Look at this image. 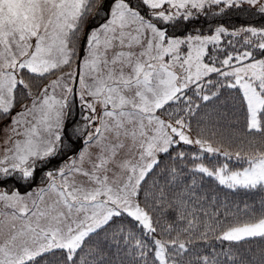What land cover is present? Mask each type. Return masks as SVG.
Segmentation results:
<instances>
[{
	"label": "snow or ice",
	"instance_id": "obj_1",
	"mask_svg": "<svg viewBox=\"0 0 264 264\" xmlns=\"http://www.w3.org/2000/svg\"><path fill=\"white\" fill-rule=\"evenodd\" d=\"M231 9L264 18V0H0V264H264V26L167 34ZM221 89H237L243 129L225 108L194 136L201 104L227 105ZM225 134L247 152L213 143ZM241 192L258 206L229 200Z\"/></svg>",
	"mask_w": 264,
	"mask_h": 264
},
{
	"label": "trees",
	"instance_id": "obj_2",
	"mask_svg": "<svg viewBox=\"0 0 264 264\" xmlns=\"http://www.w3.org/2000/svg\"><path fill=\"white\" fill-rule=\"evenodd\" d=\"M136 0H132V3L135 4ZM141 14L146 15L147 10L145 8H141ZM254 10L249 11H241L240 9H231L228 10L227 14L222 16H212L209 14L208 16H200L198 19L192 20L190 22H186L184 24L177 25L176 27H168V36L169 35H188V34H195L197 33V30H199L200 34H207L210 33L215 25H223L229 29L238 28L240 26H247L252 25L256 27L264 26V18H261L259 14L253 16L251 15V12ZM102 20H90L89 27H95L97 26ZM87 31V29H86ZM224 40H227L228 37H223ZM237 49L243 50L239 48V45H237ZM83 45L81 46V55L83 53ZM209 50L211 51V46L209 47ZM228 51H232L231 48L228 49ZM258 58H264V57H258ZM205 61H207V57H205ZM209 79H224L223 77H217L216 74H212ZM33 90L36 88H39L40 81H34L33 82ZM36 92V91H35ZM188 93L191 94V88L188 89ZM222 96L228 101L227 105L223 103H213L212 101L208 102V107H205V105L201 104V109L197 110V116L191 118V124H192V134L195 136L196 133L200 130V128L204 127V124L209 119H215L217 115L220 114V111L227 108L228 111V119H236L239 121V127L243 129L245 124L244 119V107L242 104L239 103V95L231 96L229 94L237 93V89H221ZM36 94V93H34ZM242 94V93H241ZM193 99L200 103L199 98L196 96H193ZM26 102V101H25ZM208 114V115H206ZM73 117L71 120L68 121L69 124H73L77 120V114H73ZM165 119H168V117H164ZM2 124V122H0ZM227 134H225V137H215L213 139L214 144H222L224 149H227L232 152L240 151L241 149H244L242 151V155L247 152V148L245 147V144H241L239 140L233 138L232 140H229L226 138ZM180 148L182 150L186 151H194L195 149L192 146L187 145H180ZM81 149V146L78 145L72 149V151H67V153L58 160L63 161L67 157H69L71 154H77L78 151ZM175 149L172 150L174 153ZM160 159L163 165L165 166H175L178 170L183 168V172L180 176V180L185 183H190L191 180L195 177L197 180H199V176L197 174H193L189 171L191 168V163L187 165V168H184V165L171 161L167 158L166 154H161ZM217 160L219 162H227L229 163L230 167L236 165L237 161L235 159L231 161H225V158L223 156H217V157H211L210 155L206 159V163L208 160ZM246 166V165H245ZM154 171H156L154 169ZM151 175V174H150ZM205 182H207V178H205ZM150 183V181H149ZM214 183V182H212ZM19 187L20 191H23L24 188ZM16 185H10L9 187H17ZM223 192H228L227 189H223ZM235 199L237 203H240L241 208L243 207L244 200H247L248 203H252L253 199H255L256 204L258 206L259 204V196H251L246 195L243 192L236 194L235 196L229 195V200ZM126 219V218H122ZM130 223V222H129ZM211 245H218L219 242L215 240L209 241ZM202 242H197V244L194 245L196 248L201 247ZM251 247L255 249L257 257L259 256V245L258 244H252ZM45 264H48L47 261H45Z\"/></svg>",
	"mask_w": 264,
	"mask_h": 264
},
{
	"label": "rangeland",
	"instance_id": "obj_3",
	"mask_svg": "<svg viewBox=\"0 0 264 264\" xmlns=\"http://www.w3.org/2000/svg\"><path fill=\"white\" fill-rule=\"evenodd\" d=\"M193 11H195V10H193ZM103 21H101L100 23H102ZM98 26V25H97ZM217 25H215L214 27H213V29H212V31L210 32V33H207V34H200V35H202V36H209V35H213L214 34V29H215V27H216ZM96 27V26H95ZM195 34H197V33H195ZM195 34H192V35H195ZM170 37H177V38H184V37H186L187 35H185V36H182V35H169ZM210 47V46H209ZM182 51H184V49L182 48ZM84 54V50H83V53H82V55ZM73 68L77 71L78 70V68L76 67V65H74L73 66ZM62 71H67V69H65V70H62ZM79 71H80V69H79ZM79 71H77V72H79ZM177 71H179V69H177ZM56 77L55 76H53L52 77V79H55ZM65 80L67 81V77L65 76ZM43 83H47V81H45V82H41L40 81V86H39V88L40 87H42L43 86ZM72 87H73V95L72 96H70L69 97V101H70V105H71V117H70V119L69 120H71L72 119V117H73V115H72V113L73 114H77V120H76V122H74L72 125L73 126H75V125H78V124H82V123H84V121L82 120V115H87V112L86 111H84L83 109H82V107H81V104H80V100H79V95H78V84H77V86H76V91H75V89H74V84H72L71 85ZM39 88H35L34 90H33V93H37L38 91H39ZM36 91V92H35ZM57 96H59L60 95V89H58L57 90ZM27 102V101H26ZM17 110H19V109H17ZM3 123L4 122H2V124H0V128H2L3 127ZM69 131H70V129H69ZM73 139H75V138H73ZM77 142H78V145H80L81 146V149L84 147V145H83V142H82V140H80V141H76V146H77ZM2 145H3V133H0V151H2ZM69 151H72V150H69ZM66 153H67V151H66ZM65 153V154H66ZM64 154V155H65ZM76 155L77 154H71L69 157H67L65 160H63V161H58L60 158H61V156L60 157H58L57 158V160L53 163V164H51V165H49V167H51V168H55V167H60V166H63V164L65 163V162H70V158L71 159H74V158H76ZM39 175L42 177L43 176V171H40V173H39ZM41 184V181H40V179L38 178L37 179V181L31 186V187H28V186H25V187H22V188H24V190L23 191H21L22 193H25V192H29V191H35L36 190V188H37V186L38 185H40ZM17 186V185H16ZM18 187V186H17Z\"/></svg>",
	"mask_w": 264,
	"mask_h": 264
},
{
	"label": "water",
	"instance_id": "obj_4",
	"mask_svg": "<svg viewBox=\"0 0 264 264\" xmlns=\"http://www.w3.org/2000/svg\"><path fill=\"white\" fill-rule=\"evenodd\" d=\"M77 71H79V68H78V70ZM76 86H77V84H74V89H75V91H76Z\"/></svg>",
	"mask_w": 264,
	"mask_h": 264
}]
</instances>
